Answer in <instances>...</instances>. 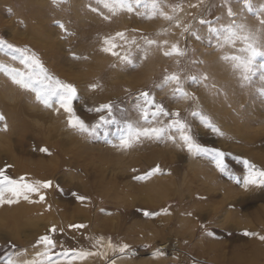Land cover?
<instances>
[{"label":"rangeland","instance_id":"rangeland-1","mask_svg":"<svg viewBox=\"0 0 264 264\" xmlns=\"http://www.w3.org/2000/svg\"><path fill=\"white\" fill-rule=\"evenodd\" d=\"M20 2L0 0V39L34 54L47 76L72 84L77 95L71 114L58 97L44 104L45 74L0 47V171L27 183L51 181V187L19 195L30 207L46 208L36 215L33 233L41 228L42 236H51L50 227L64 221L85 227L63 235L55 249L32 232L25 242L23 233L1 231L0 238H9L0 241V264L8 258L16 264H264V186H244L249 168L243 163L264 170V58H257L247 80L237 61L224 58L247 55L243 41L226 42L224 28L232 24L244 25L264 45V0H251L253 11L244 0H157L155 14L152 0H146L149 7L124 0L131 9L121 0H28L35 10L24 12ZM106 40L115 45L111 52ZM174 44L183 55L165 54ZM217 69L224 82L213 79ZM172 75L179 84L167 79ZM145 92L171 115L145 121ZM109 103L111 114L94 111ZM70 115L89 131L73 127ZM101 115L115 122L93 134ZM177 118L198 144L224 153L226 171L213 156L188 150L180 131L169 128ZM128 124L167 131L121 147ZM69 187L88 190L92 199L75 198ZM48 190L46 205L39 196ZM124 244L129 247L121 252ZM80 252L91 255L82 258Z\"/></svg>","mask_w":264,"mask_h":264},{"label":"snow or ice","instance_id":"snow-or-ice-1","mask_svg":"<svg viewBox=\"0 0 264 264\" xmlns=\"http://www.w3.org/2000/svg\"><path fill=\"white\" fill-rule=\"evenodd\" d=\"M122 6H126L129 9L132 8V3H124V0H121ZM135 3L137 5L144 3L145 7H149L146 0H135ZM244 4L246 8L249 11H253L251 0H244ZM107 6V5H106ZM159 5L157 3V0H152L151 8L153 11V14L157 11ZM163 14V13H162ZM165 15L166 19H173L171 16ZM229 15L234 16L235 13L232 12L231 8H229ZM201 24H205L209 26V31L218 33L221 29L212 27V21L210 20H201ZM261 26L264 27V20H261ZM190 26L185 27V31H188V28ZM224 31L228 33L226 37V42L229 43H235L237 40L244 42V47L241 49L242 52L247 53L246 56H231V57H224L225 59H231L233 61H237L238 63L235 65L237 68L242 69V75L245 80L249 78L250 73L252 72L257 58H264V45L257 44L255 42V38L252 33L247 32L244 25H229L226 28H224ZM118 36H123V33H117ZM106 43H109L110 46L105 49V51L111 52L113 47L115 45H111V42L106 40ZM148 44H155L156 41L148 40ZM167 43V42H165ZM0 47H7L8 49L13 50L16 53H20L22 62L27 65L30 69L35 71L36 69H39L40 73H44V79L48 80L49 83L46 86V91L41 93V98L43 99L44 104L48 105L50 103L51 97H58L60 105L69 113H73L72 108V101L76 97L77 92L76 88L72 84H65L59 81L58 79L52 80L51 77L47 76L46 70L43 67V64L41 61L34 55H29L28 52L21 48H13V45L7 43L6 40L0 39ZM116 54V53H113ZM166 55H183V52L179 48L178 45L174 44L172 45V51L169 53H165ZM125 59H128L125 57ZM207 77H205L206 79ZM168 80H174L179 84V77L176 75H172L167 78ZM18 83L24 84L25 87H30L28 83L21 80L18 81ZM261 91L264 92V87L261 88ZM183 95H187L186 93H182ZM144 100V104L147 106L142 107V116L145 121L148 120L149 115L152 117H156L158 115H171L170 113L165 112L164 106L161 104H156L155 99L153 97H150V94L145 92L141 94ZM149 107H154L155 111L149 112ZM113 109V105L111 103L101 105L100 108L95 109L94 111L97 112H103L105 110L108 111L109 114H111ZM176 116H179V113L176 114ZM0 119H3L2 116H0ZM69 122L73 127H79L82 131H89L88 126L85 125L84 121L81 120L79 117H75L73 115L69 116ZM114 119L111 118V116H105L101 115L99 117V123L96 125V127L92 128L91 131L93 134L96 132V129L98 127H101L103 125L114 123ZM209 126L211 127V123L209 122ZM175 127L177 128L181 133V139L186 144L188 150L190 152H195L196 154H204L213 156L216 159V163L221 171H226V165L224 163V153L222 151H219L218 149H210L207 147H203L200 144H198L191 135L188 134V126L184 123H182L178 118L173 119L171 124L169 125V128ZM166 129L163 127H133L132 124H128L126 126V129L122 131V134L120 136V145L121 147H130L131 144L138 140L141 136L143 137H161L166 133ZM173 138L174 137H170ZM44 151H47V149H44ZM243 163L249 168V175L244 180V186L248 187L250 184H258L261 186H264V170L256 169L255 165L251 164L249 161L245 160ZM160 171L159 168H156L153 170V172ZM151 173H149L150 175ZM0 185L3 186V188H0V202H4L3 200V194L4 191H10L14 196H19L22 191L26 190L28 192H39L40 188H48L51 187V181H37L34 184L33 183H27L22 182L23 178L21 180H14L8 177L4 174L3 171H0ZM143 178V177H141ZM27 198V197H25ZM81 201L85 200L86 198L83 196L78 197ZM41 200H44L45 197L43 195L40 196ZM13 200H8L7 203H13ZM164 214H167L168 210L164 209L162 210ZM160 213L157 212H147L145 211V215H159ZM70 227L73 228H83L85 225H70ZM51 231L54 233L56 232L55 226L51 229ZM62 231V230H61ZM246 235H255L254 233H246ZM261 239H264V237H260ZM41 243L47 245L49 248L55 247V242L50 236H43L40 240ZM129 245L124 244L123 247L120 248V251H124L126 248H128ZM77 255L80 257H86L88 255H91V253L88 252H80ZM6 264H16V261H14L12 258H8L6 261ZM26 264H36L35 261H29L26 262ZM114 264V262H113Z\"/></svg>","mask_w":264,"mask_h":264},{"label":"bare ground","instance_id":"bare-ground-1","mask_svg":"<svg viewBox=\"0 0 264 264\" xmlns=\"http://www.w3.org/2000/svg\"><path fill=\"white\" fill-rule=\"evenodd\" d=\"M73 2V1H72ZM21 11H28L29 9L31 10H35L34 7H28L27 4H29L28 0H24L22 1L21 0ZM23 3V4H22ZM74 7V5H72ZM28 7V8H27ZM38 9V8H37ZM62 10V9H61ZM70 10V9H69ZM22 12V13H23ZM37 12H42L40 10H37ZM67 12V11H66ZM65 13V12H64ZM69 13V12H68ZM66 14V13H65ZM68 15V14H67ZM38 16V15H37ZM68 17V16H67ZM26 21V20H25ZM78 21V20H77ZM39 29V28H38ZM39 31V30H38ZM40 32V31H39ZM37 38H40V37H37ZM39 43L40 45H42L44 48L47 47L48 49H50L49 47V44L48 43H42L41 39H39ZM55 58V57H54ZM238 69V68H237ZM260 75V74H259ZM213 79H217V81L220 82V78L223 79L224 75L220 72H218V69H217V72H215L213 75ZM225 78V77H224ZM221 82H224V79L221 81ZM222 84H225V85H228L229 82H225V83H222ZM241 91V90H240ZM221 102V101H220ZM215 103V102H214ZM217 103V102H216ZM2 104V103H1ZM216 105V104H215ZM218 105V104H217ZM151 138V137H150ZM149 138V139H150ZM151 140V139H150ZM2 158V157H1ZM34 163V162H33ZM65 165V164H64ZM43 167V166H41ZM40 167V168H41ZM67 166H65L66 168ZM24 168V167H23ZM36 172V171H35ZM32 173L34 174V172L32 171ZM54 173V172H53ZM32 176V175H31ZM58 179V178H57ZM100 179V177H99ZM60 182V181H59ZM62 182V181H61ZM61 184V183H60ZM62 186V185H61ZM66 185H64L65 187ZM103 186V185H102ZM62 187V188H64ZM67 187V186H66ZM67 191L68 190H72V191H75L74 189H72L71 187L69 188H66ZM88 192V190H87ZM86 190L83 192H80V193H77L75 191V198L76 197H79V196H85V197H88L90 199L91 196L89 194V192L87 193ZM48 195L44 196L45 199L42 201V202H50L51 203V199L50 198V190L47 191ZM40 197V196H39ZM13 200L14 202L13 203H7L8 200ZM24 198H21L20 196H14L12 193H6V194H3V200L4 202H0V232L2 231H6L9 230L13 235L15 236H19V233L20 235H22L23 233V236H24V241L27 242L28 240H30L29 238V234H27V231L28 232H32L31 235L34 237L35 236H39L41 237L42 234H41V228L39 230H35L36 232H34V230L32 229V226H36L38 223H39V218L36 216V215H39V214H45V209L46 208H33V207H30L28 206V203L25 201V202H22ZM39 200H41L39 198ZM54 202V201H53ZM52 202V203H53ZM47 205V203H46ZM52 206V205H50ZM54 206V205H53ZM56 206V209L57 206L60 207V204L59 205H55ZM62 206V204H61ZM63 207V206H62ZM51 209V208H50ZM67 209V208H66ZM52 210V209H51ZM54 210V209H53ZM52 210V211H53ZM55 212V211H54ZM35 215V216H34ZM43 217V215H42ZM41 218V217H40ZM43 218H46V217H43ZM42 219V218H41ZM45 220V219H43ZM69 221H64L63 224H55V228H56V232H52L51 230V238L54 240V242H57L59 238H61L63 235L65 234H68V235H74L75 233L74 232V228L73 227H70V225H73L72 224H69L68 223ZM47 224L48 222L46 223H43V228H46L47 227ZM52 224V223H51ZM50 226V225H49ZM51 229L53 228V226L50 227ZM62 230V231H61ZM45 231V230H43ZM42 231V233H43ZM26 232V233H25ZM105 235V234H104ZM43 237V236H42ZM8 238L9 236H7L6 233L2 234L1 235V238H0V241L2 240H5V241H8ZM68 246V245H67ZM74 246V245H73ZM75 248V247H74ZM55 249V248H54ZM105 251V250H104ZM107 253V251H106ZM108 254V253H107ZM214 261L218 260V257L217 256H213L212 257ZM105 259V258H104Z\"/></svg>","mask_w":264,"mask_h":264}]
</instances>
